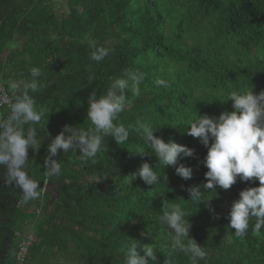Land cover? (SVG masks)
Instances as JSON below:
<instances>
[{"label": "trees", "instance_id": "1", "mask_svg": "<svg viewBox=\"0 0 264 264\" xmlns=\"http://www.w3.org/2000/svg\"><path fill=\"white\" fill-rule=\"evenodd\" d=\"M59 13L55 0H0V77L11 87L31 79L41 69L37 105L47 116L37 126L38 151L29 148L33 174L41 182L40 199L24 204L20 189L6 183L0 166V264H17L20 240L32 230L35 241L24 264H123L121 247L129 239L158 248L149 264H193L183 253L170 252V229L159 216L171 203H181L191 215L190 237L208 251L199 264H264V228L243 238L230 228L233 201L243 189L259 186L258 178H239L229 189L205 191L199 203L187 189L207 182L203 163L208 147L187 134L199 115L219 117L233 111L228 93L252 87L264 91V0H68ZM91 36L111 51L101 62L90 59ZM146 74L140 94L126 91L121 114L125 125L139 118L154 135L194 149L176 165H159L155 153L132 130L125 145L106 136L96 162L79 158V150L54 159L62 175L46 180L47 146L65 125L88 131V98H97L126 70ZM93 82L89 84L88 78ZM164 79L168 86H157ZM15 94V92L12 94ZM226 100V101H225ZM9 106L3 109L6 116ZM211 143V141H210ZM142 147L143 154L134 153ZM148 162L161 180L146 184L127 175ZM193 169L190 179L176 173L179 164ZM106 175V176H105ZM167 177V180L163 177ZM254 223V221H253Z\"/></svg>", "mask_w": 264, "mask_h": 264}, {"label": "clouds", "instance_id": "2", "mask_svg": "<svg viewBox=\"0 0 264 264\" xmlns=\"http://www.w3.org/2000/svg\"><path fill=\"white\" fill-rule=\"evenodd\" d=\"M88 43L92 49L90 59L96 62H101L111 51L98 46L91 36ZM30 76V80L11 82V88L15 90L11 100L0 97V103L9 105L7 115L0 116V166L6 167V183H14L20 189L19 199L24 204L36 201L42 195L41 182L31 170L28 153L29 148L38 151L41 147L37 126L43 127L42 121L48 115L43 107L37 105L36 94L42 87L38 79L42 76L41 69L32 67ZM93 79L89 76V84ZM145 79L144 72L129 69L113 79L99 98L93 91L88 98L87 120L94 127L88 131L78 126L63 127L47 146L44 178L51 180L62 175V165L54 159L61 150L63 153L79 150L80 159L95 163L97 154L105 150L106 136L125 145L132 130L141 133L144 144L151 149L148 152L155 153L159 165H176L181 154L193 156L194 149L175 140L166 142L155 136L156 129L142 117L128 125L121 120L128 103L126 91L138 96ZM156 84L168 86L164 79H158ZM252 87L234 88L228 93L227 100L233 101V111H224L219 117L198 114L187 130L188 135L199 138L208 147L203 161L208 171L205 173L207 182L202 186H190L187 191L191 198L185 201L199 205L210 200L204 197L202 187L215 193L216 186L227 190L238 178L242 181L258 178L260 182L259 186L243 189L239 199L231 205L229 227L235 229V236L241 239L250 229L253 235H259L264 228V91L256 94ZM145 152L140 147L134 153ZM156 169L144 162L137 172L126 176L128 183H133L138 175L146 184L156 185L161 180ZM176 173L183 179H190L193 169L181 163L176 167ZM163 178L167 180L166 176ZM190 216L181 203H171L159 216V222L170 229V252L183 253L193 264H199V261L206 260L208 251L190 237ZM157 249L153 244L141 245L138 240L129 239L120 250L124 254L123 264H149V258L156 259ZM166 264H171V261L167 259Z\"/></svg>", "mask_w": 264, "mask_h": 264}, {"label": "built area", "instance_id": "3", "mask_svg": "<svg viewBox=\"0 0 264 264\" xmlns=\"http://www.w3.org/2000/svg\"><path fill=\"white\" fill-rule=\"evenodd\" d=\"M15 92L11 87H7L4 79L0 77V97H4L11 100L12 94ZM9 106L8 104L0 103V116L2 115L3 109ZM35 241L34 234L32 230L27 231L24 237L20 240L18 244V249L16 252V263L24 264L29 253L33 242Z\"/></svg>", "mask_w": 264, "mask_h": 264}, {"label": "rangeland", "instance_id": "4", "mask_svg": "<svg viewBox=\"0 0 264 264\" xmlns=\"http://www.w3.org/2000/svg\"><path fill=\"white\" fill-rule=\"evenodd\" d=\"M55 1H56L55 6L57 7L59 13L66 14L69 11V8L67 5L68 0H55Z\"/></svg>", "mask_w": 264, "mask_h": 264}, {"label": "water", "instance_id": "5", "mask_svg": "<svg viewBox=\"0 0 264 264\" xmlns=\"http://www.w3.org/2000/svg\"><path fill=\"white\" fill-rule=\"evenodd\" d=\"M2 185H3V179L0 176V190L2 188ZM0 223H1V219H0ZM0 238H1V226H0Z\"/></svg>", "mask_w": 264, "mask_h": 264}]
</instances>
